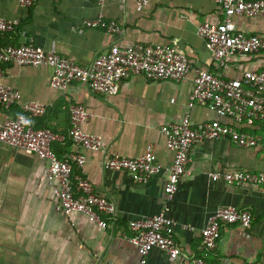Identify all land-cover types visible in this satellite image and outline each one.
Instances as JSON below:
<instances>
[{
    "label": "crops",
    "instance_id": "obj_1",
    "mask_svg": "<svg viewBox=\"0 0 264 264\" xmlns=\"http://www.w3.org/2000/svg\"><path fill=\"white\" fill-rule=\"evenodd\" d=\"M102 15L117 23L121 35L90 29L84 20ZM0 18L14 21L13 31L0 38L2 46H18L27 39L79 66L89 65L110 46L118 44H173L195 68L234 78L241 70L264 71V51L230 58L220 69L197 34L199 24L218 22L222 13L215 0H137L124 3L95 0H39L22 7L17 0H0ZM238 31L264 38V15L233 18ZM3 81L21 93L19 103L0 105V128L21 113V105L35 101L47 111L32 119L36 129H48L64 137L52 144L59 158L80 151L85 163L73 165V175L86 178L94 191L114 205L100 226L82 212L65 214L57 209L58 183L46 174L47 163L34 153L0 143V264H141L137 248L129 241L128 224L164 211L174 223V237L181 255L170 261L158 249L145 256L144 264H190L202 255V229L220 207L248 209L249 228H221L217 248L208 264H264V191L228 184L211 174L230 171L264 172V127L236 125L261 139L256 148L238 147L229 138L204 141L193 146L188 164L171 201L166 203L164 173L145 183H135L126 171L104 165L110 154L135 158L151 150L158 162L170 166L174 154L167 148L162 128L180 123L189 115L192 126L216 120L209 105L188 106L193 73L180 82L150 81L132 77L121 82L114 95L93 92L85 83L66 89L51 86L48 67L4 64ZM83 106L90 114L84 130L100 136L107 151L79 150L68 138L70 107ZM225 121V119H222Z\"/></svg>",
    "mask_w": 264,
    "mask_h": 264
},
{
    "label": "built area",
    "instance_id": "obj_2",
    "mask_svg": "<svg viewBox=\"0 0 264 264\" xmlns=\"http://www.w3.org/2000/svg\"><path fill=\"white\" fill-rule=\"evenodd\" d=\"M22 7H32L39 0H17ZM102 6L106 2L124 3L126 0H95ZM150 0H137L145 6ZM222 19L218 22H203L197 34L207 45L220 69L228 67L230 58L256 55L264 51V38L238 31L233 20L236 16L254 18L264 15V0H215ZM15 22L0 18V38L15 28ZM84 27L104 29L106 32L121 35L122 29L113 21H106L102 15L96 19L84 20ZM19 66L48 67L52 69L51 86L66 89L74 82L85 83L89 88L103 95H114L121 82L132 77H143L150 81L180 82L193 73V89L188 106L209 105L217 119L192 126L189 115L180 123L162 128L167 148L173 154L170 166H162L153 151L147 150L139 157L130 158L120 154H110L104 165L113 171L130 173L135 183L165 174V201H171L183 175L189 173L188 164L193 146L204 141L229 138L233 144L246 149L256 148L261 139L236 125L264 127V71L241 70L234 78H226L221 73L195 68L190 58L171 44H114L97 55L87 66H79L55 51L45 50L27 39L18 46H2L0 43V105L4 108L20 102L21 93L3 81L4 64ZM21 113L8 120L0 128V143L24 149L36 154L47 163L46 174L58 183L55 188L57 209L65 214L82 212L100 226L103 216L114 214V205L107 198L98 195L92 184L81 176L73 175V165L83 166L86 159L80 152H74L65 159L56 156L52 144L64 137L48 129H36L32 119L43 116L47 107L30 101L21 105ZM90 118L89 112L81 105L70 107V128L68 138L79 150L107 151V143L98 135L84 130ZM225 119V121H222ZM213 179L222 178L228 184L251 187L264 191V172L230 171L224 174L213 173ZM253 215L248 209L234 206L218 208L202 229V255L191 259L190 264H208V257L217 248L221 228L240 225L249 228ZM132 235L128 238L141 256L158 249L174 261L181 255L179 244L174 237V223L164 211L151 217L132 220L128 224Z\"/></svg>",
    "mask_w": 264,
    "mask_h": 264
},
{
    "label": "trees",
    "instance_id": "obj_3",
    "mask_svg": "<svg viewBox=\"0 0 264 264\" xmlns=\"http://www.w3.org/2000/svg\"><path fill=\"white\" fill-rule=\"evenodd\" d=\"M258 72H261V71H258ZM57 156V155H56ZM59 158V157H58ZM60 159H63V158H60Z\"/></svg>",
    "mask_w": 264,
    "mask_h": 264
}]
</instances>
